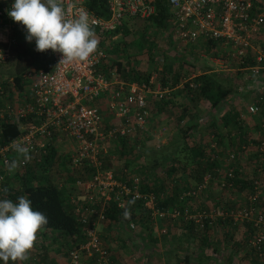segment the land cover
<instances>
[{
  "label": "built area",
  "instance_id": "built-area-1",
  "mask_svg": "<svg viewBox=\"0 0 264 264\" xmlns=\"http://www.w3.org/2000/svg\"><path fill=\"white\" fill-rule=\"evenodd\" d=\"M87 2L64 0V8L69 14L76 9L86 10L96 35H111L127 18L144 19L155 12L154 0H107L109 15L102 17L94 14ZM13 3L0 4V42L7 44L0 47V63L10 56L9 45L16 43L14 33L26 39L24 26L14 22L7 14ZM167 3L170 15V25L165 31L167 35L174 34L185 45L219 41V44L232 47V54L239 59L248 52V47H252L251 40L260 34L264 24V11L253 13L252 0H167ZM111 38H115V35ZM258 50L256 60L260 62L264 59V51ZM46 53L51 60L49 68L30 67L20 75L24 82L29 83L27 97L12 102L7 99V93L0 84V129L5 122L17 121L19 131L11 141H0V188H3V180L8 175L5 161L16 157L10 147L14 140L23 141L31 150L32 158L22 166L24 171L31 164L41 165L50 147H56L55 142L61 146L62 155H65L71 170L84 172L86 167L93 168L90 179L75 182L76 188L84 191L73 205L84 239L69 251V264H85V258L93 264H113L99 233V225L105 221V208L110 201L119 208L130 201L142 202L156 220L166 217L192 219L196 220L200 229L206 218L208 224L212 225L209 214L192 213L189 205L181 209H159L153 193L139 190L136 177H132L130 185L117 180L111 169L103 167V160L111 156L115 143L121 139L128 142L137 140L147 130V120L152 110L150 100H161L169 93L161 86L157 74L152 73L148 81L141 82L125 80L116 72H110L107 76L102 71L107 53L101 46L86 63L59 65L60 53L50 49ZM248 68L256 69L259 76L258 71L264 69V65ZM193 77L184 79L183 84L188 81L192 87ZM261 102V98L254 100L247 107V112L256 114L260 111ZM101 104H104L105 114ZM257 147L258 160L262 161L263 139ZM227 157L235 159L237 155L230 152ZM227 177H234L233 169L227 172ZM209 178V174L205 175L200 184L184 191L180 200L197 198L206 188ZM253 184L247 205L236 209H217L214 213L221 218H230L233 224L250 222L257 231L249 239L248 245L260 260H264V211L254 207L260 197L261 182L255 180ZM98 201L102 202L100 207L96 206ZM128 228L135 230V223L130 222Z\"/></svg>",
  "mask_w": 264,
  "mask_h": 264
},
{
  "label": "trees",
  "instance_id": "trees-1",
  "mask_svg": "<svg viewBox=\"0 0 264 264\" xmlns=\"http://www.w3.org/2000/svg\"><path fill=\"white\" fill-rule=\"evenodd\" d=\"M252 2H253V6H252L253 13H259V12L264 11V0H252ZM87 5H88V8L94 14L98 16L107 17L109 15L107 0H88ZM154 5H155L154 14L148 18H144L143 20H146V24L149 27H153L158 30L160 29V30L166 31V29L168 28V25H170V20H169L170 15H169L167 0H154ZM262 30L264 31V24H263V27L261 28V31ZM261 31H260V34H258L257 36H254V38L251 40L252 47H248V52L244 56H242L241 59L234 56L235 57L234 60L236 62V65H238L237 66L238 68L245 69L248 67H254L256 65H264V60L260 62L256 60V55H257L256 50L261 49L262 51H264V36L261 35L262 33ZM118 33H121V35H123L124 37L123 40L119 44L122 45V48L124 47L128 48L130 38L132 37L130 36L129 30L124 27V22L121 23L111 35L110 34L96 35L99 41L98 46L104 47L106 53L109 54L110 58L113 56V58H111L110 60V63L104 66V68L102 67V71L106 73L107 76L110 75V72H116L122 78L128 81H136V82L148 81L150 75L153 72L152 65L151 67L146 66L142 68L140 67V65H137V63H139L140 60H137L135 56L125 59L123 56H120L119 53L118 54L115 53V52H118L117 51L118 47L111 45L109 42H111L110 41L111 37ZM13 36L16 37V43H15L16 53L22 54L20 52V48H21L24 54H27L30 57V64H32V66H35L36 68H46V69L50 67L51 65L50 56L46 52L39 53L36 50H29L28 52H26L24 48L26 43L23 40V38L20 36V34L14 33ZM216 42H219V41H216ZM216 42L214 40H208L205 43L209 44V46H212V45H216ZM6 45H7L6 43L0 42V47H6ZM129 48H131V46ZM153 52L154 51L150 52V55ZM151 59H152V56H151ZM148 62L155 64L154 59L147 60V63ZM161 63H162L161 65L164 67L162 75H161L162 84L164 85L166 84V81H167L166 78H168L167 76L173 71H172V66H170L168 63H163V62ZM153 67L155 70V65ZM258 73H259V76L257 77L256 80L264 84V69H260ZM217 75L218 74L213 71L204 70L203 72L193 77L191 81L193 82L194 85L192 87L189 85V82L187 81L184 83L182 89H185L187 91L188 96L191 97V99H195V97L198 98L199 100L205 99L207 102L210 103L211 107H219L220 104L224 103L225 101L229 103L230 102L229 95L232 94V92L235 89H232L229 86L223 87L222 84H220V81L218 80ZM171 77L176 82L179 77L178 70H176L175 74H171ZM158 80H160V77L158 78ZM13 82H15L16 86L20 88L23 87L24 85V83L20 81L19 76H15V78L13 79ZM157 101L159 102V100ZM171 101L172 100L170 99H167V100L161 99L159 102V108L161 107V105L162 106L166 105L167 107L169 103H171ZM260 104L262 105V102L259 103V105ZM95 105H99V103ZM101 109H102V106H101ZM188 109L189 108H184L182 112L180 111V115H181L180 121L184 119V116L190 115V112L188 111ZM260 113L264 114V104L260 108ZM188 117L191 118V116H188ZM180 121L178 123H180ZM188 124L189 126H186V125L184 126L181 124L182 127L179 129L180 137H177V140H174V141L173 139L171 140L172 141L171 143H174L175 141L178 143L176 144V147L172 151H169L170 152L169 162L166 163L167 165L165 166L161 174L156 169V167H158V164H159L156 159L154 160L155 162L152 163V165H150L151 175H149L150 172L148 173V171L146 170L140 169L139 171L140 175H142L141 177L142 182H141V186H139V190L143 193L144 192L153 193L156 198L157 207L162 210L172 209V208L181 209L183 206L191 203L192 199H189V198H187L185 201L180 200V196L184 191L193 189L194 187H188V186L182 185L188 182L187 181L185 183V178L183 175H182L183 176L182 178L179 177V178H176V180L173 179L175 173L176 174L178 173V169L182 170L183 172H188V173L195 170V172H197L198 174L197 175L198 179L195 180L196 182L195 187H196L198 184L202 182L203 177H204L203 175L209 172L214 173L217 169H220L221 156L225 155L221 153V151L216 152L215 150L211 149L207 145L203 144L202 141L200 142V140L194 141V139L191 137L190 130L196 128V125H195L196 123L193 124V122H189ZM17 127H18L17 121L5 122L4 124H2L1 129H0V141L2 143H7L11 141L12 139H14L15 137H17L19 134ZM263 134H264V130H263L262 135ZM216 137L218 140L217 142L221 143L222 141L220 138L221 136L217 135ZM250 139L251 141L255 142L259 146L261 140H256L253 137ZM118 143L117 145L119 147V152L122 151L123 153V157H122L123 163L121 165H122V168L126 170V168L129 167V162H130V158L126 156V154L130 155L127 148L130 147V149L133 151L134 149H136V147L132 146V143H129L128 141L122 140V139L119 140ZM54 150H55L54 147H50L49 153L48 155L44 156L43 158L44 160L42 164L37 166L38 168H41L40 173L38 172L39 174L36 173L35 168L27 170L26 174L22 176V179L20 181L21 185L19 187L12 186L13 185L11 183L12 178L10 177L8 178L5 177V180H3V183H2L3 187L7 186L10 190V193L8 196L9 199L16 201L17 197L26 195L28 199L31 201V206L33 210L41 212L48 219V225L45 226L43 229H41V231L38 233V237L39 236L41 237L37 238L38 241L35 243L34 248L31 250L29 257L31 254H33L35 251L38 250L37 248H39V244H40V249L45 252L46 245L44 244V242H46L47 239L51 237H53L54 240H56V238H59V237L61 240H63L64 237L67 238L66 241L64 239V241L66 242V246L68 248L67 256L69 254V251L75 248L76 246H78V244L84 239L82 235L81 224L77 221L74 209L71 208V205H68L66 203L62 195L61 189L54 182H52L50 178L51 172L50 174H48L49 170L53 168L52 165L55 162L54 160L55 151ZM229 151L232 152L231 150H228L227 153ZM238 153L239 152H235V154L237 155L236 158H238ZM133 155L131 154L130 157H133ZM62 158H64V156ZM62 158H61V161L65 159V158L64 159ZM109 158H110L109 156H106L104 159L108 161ZM258 158L259 157H257L258 164H256L257 165L256 168L257 169L259 168L261 172L260 173L258 172L257 174L258 176L260 175L259 178L264 180V159L261 161L260 159L258 160ZM235 159H233L232 161L234 162ZM105 160H103V167L106 168L107 166H106ZM61 161L58 162V167ZM234 168L238 169V166L236 165V167ZM92 170L93 168L86 167L84 171H86L90 175H87V176L83 175V178L90 179L92 176V173H91ZM76 171L79 174L84 173V172H79L78 170H69L70 174L66 176V177H69L68 181L74 182L78 180V179L73 178L72 173H71V172H76ZM234 172L235 174L233 178L227 177L228 181L232 183L231 186L233 190H239L240 188L241 189L243 188L252 189L253 188V185H254L253 183L255 180H257L258 177L254 178V177L249 176V177H246L245 179H241L240 172H238L237 170H235ZM121 174H123L122 171H121ZM115 178L118 179L119 177L115 175ZM81 179L82 178H79V180ZM119 180L130 183L132 179L124 180V178H119ZM177 181H179V183H177ZM260 200L262 199H258L257 202H259ZM101 205H102V202L100 201H98L96 204L97 207H100ZM125 209H128L130 211L131 213L130 219L124 218L123 213ZM226 219H228V221L224 219H218V220L220 221V223L225 222V224L231 221L230 218H226ZM158 220H161V219H158ZM152 221H153V217L151 215V212L146 206H143L142 202H138V201L137 202L134 201V203L127 202L125 207L119 208L116 206L115 202L110 201L106 205V208H105V221L103 223L105 222L120 223L123 227V230L126 229V231L128 232L129 231L131 232V230L128 228V224L130 222L135 223L136 228L139 227L140 230L144 229L147 231V234L145 235L151 240V244L148 242L149 243L148 245H150L149 248H151L155 252V254H157L158 252V246H157L158 241L157 240L158 239H157V234L155 235L152 234L154 233L152 232V229H153ZM187 221L189 222L188 223L189 225L187 224V226H189V232H187L184 235V240L187 241V239L191 237L193 238L196 237V241L199 240L198 243L200 245L198 246V248H200L201 251L204 250L207 242H208V246L206 247H210L212 246V244H214L215 247H217V243H219V240L213 241L207 238L208 236L211 235L210 233L213 230V226H214V225L208 224L207 222L208 219L206 218L203 219L204 226L202 227L200 226V229H199V225L196 224L198 231H196L195 228L194 229L191 228L194 225V221L192 219L187 220ZM247 223L248 222L246 221L243 222V225L246 224V226L244 225V227L248 226ZM229 227H230V230H229L230 232L228 231L224 235L227 239L232 240L234 237V234H232L233 228L231 227V225H229ZM198 232L200 235L199 234L197 235ZM244 239L246 240V238L244 237V234H242L239 237L237 243H241V242L245 243ZM179 245L181 246V243H179ZM178 249H181V247L176 248L175 250L171 249V256H173L174 258H177ZM215 249L216 248H214V250ZM107 250L109 251L108 247H107ZM46 252L48 253L47 250ZM250 252H247L246 254ZM252 255L255 256V261H254L255 264H264V260H260V258L257 257L255 253H253ZM183 259L187 262L188 255L185 256ZM28 260L32 261V259H28ZM9 263H12V262L9 261ZM0 264H3V261H0ZM114 264H117V263L115 262Z\"/></svg>",
  "mask_w": 264,
  "mask_h": 264
},
{
  "label": "rangeland",
  "instance_id": "rangeland-1",
  "mask_svg": "<svg viewBox=\"0 0 264 264\" xmlns=\"http://www.w3.org/2000/svg\"><path fill=\"white\" fill-rule=\"evenodd\" d=\"M124 27L129 30L130 36L132 37L130 38V42L128 44V46L129 47L131 46L132 49L129 47L122 48V45L119 43L123 40L124 37L123 35H121V33H118L115 35V38H111L110 40L111 42H109L111 45L118 47V50H117L118 52H115L116 54L119 53V55L123 56L125 59L135 56L137 60H140L139 63H137V65H140V67L142 68L146 66L151 67L152 65V68H153L152 73H156L158 78L160 77V80H161V75H162L163 68H164L161 65L162 64L161 62L168 63L170 66H172L173 72L167 76L168 78H166L167 80L166 84L163 85L162 80L161 81L159 80V81L161 82V86L163 88L169 90V93H167L163 99L172 100L171 103H169V105L167 106V108H173V110L171 112L168 110V112L165 114L166 116L163 120V124H158V127H156L155 131L152 130L153 134L152 133L147 134V135L143 134V137H141L139 140L129 142V143H132V146H135L136 149L132 151L130 147L127 148L130 155L134 154L133 155L134 160H131L129 162V167H127L126 170L123 169L121 165L123 163L122 151L119 152V147L117 143L113 146V151H112V154L109 160L108 161L105 160L106 166H107L106 168L111 169L113 172L117 171V173L115 174H117L119 178H124V179L125 177L127 179H132V177L135 178L134 176H136L137 173L139 172L138 167L141 166L144 160L146 161L148 159L151 161L152 160L154 161V159L158 160L159 164H158V167H156V169H158V172L161 174L163 172V168H165V166L167 165L166 163L169 162V158H170L169 151H172L176 147V144L178 143L176 141L174 143H171L172 142L171 140L173 139L174 141V140H177V137H180L179 129L182 126L181 125L180 127L178 126L179 124H183L182 122H185V121L186 122L188 121V123L189 122L194 123L195 120L201 121V119H203L202 124L206 125V127L204 128V130H206V134L202 138V143L207 145L211 149L215 150L216 152H220L224 148L223 145L217 142L218 141L217 137L213 136L212 132L208 131L210 126H207V120H206L207 117L206 115H204V113L210 107V103L207 102L205 99L199 100L196 97L195 99H191V97L188 96L187 91L185 89H182L184 85L183 84L184 79H187L189 76H195L203 72L206 69H212L213 72L218 74L217 78L223 87L229 86L232 89H235L232 92V94L229 95L230 102L227 103V101H225L224 103L220 104L219 107H222V108L229 107L230 109H232V111L235 110V108L236 110L237 109L242 110V112H244L243 116H252V118L249 119L250 120L249 123L251 124V126H253L254 123L259 122V121L264 122V114L260 113V111H258L256 114H253V115L247 112V107L249 106V104H251L254 101V99L258 100L262 98L261 99L262 105L264 104V84L258 81V84L256 86H253L254 81H257L256 80L258 77L256 73L257 70L253 68H245V69L238 68L237 67L238 65H236V62L234 60L235 57L232 54L233 53V51L231 50L232 47L219 44L218 42H217V47H216L217 49L215 48V46L213 45L209 46V44L207 43L202 44V45L201 43H199V45L201 46L199 45L196 46L194 44L185 45L182 42H180L177 38L170 41L164 30H160V29L158 30L153 27H149L146 24V20H143L141 18H136V19L127 18L124 21ZM261 32H262L261 35L264 36V31L262 30ZM1 33L2 32L0 30V35ZM152 51L154 52L151 53L150 55V52ZM178 52H182L184 56H186L185 57L186 59L185 58L184 60L180 59L178 55H175ZM151 56H152V59H151ZM111 58H113V56ZM111 58L109 54H107V60L105 61L104 66L110 63ZM153 59L155 60L154 62L155 64L149 63V62L147 63V60H153ZM160 59H163V60L161 61ZM211 59H218V60H211ZM154 65H155V70L153 67ZM31 66L32 64H30L29 56L24 53L23 54L16 53L15 45L12 46L10 56L7 59V61L0 63V84L5 89L8 100L15 102L18 97L23 98L29 95V91H28L29 83H24L23 87L20 88L16 86V83L13 82V79L15 78V76H19L22 72H24ZM176 70H178L179 77L177 81L175 82L173 78L171 77V74H175ZM180 84H182V86L179 87ZM18 90H20V92ZM151 100H152V104H151L152 108L160 109L159 108L160 100L159 102L155 99H151ZM262 105L261 104L259 105V110ZM101 106H102V111L105 114L104 104H101ZM184 108H189L188 111L190 112V115L188 116H191V118H189L188 116H184V119L181 122L180 121L181 119L180 111L182 112ZM221 110L217 111V113L215 114V117H216L215 120H217L218 118L220 120L223 117V115L221 114L222 112ZM178 120L180 121V123H178L179 122ZM231 121L232 119L231 120L229 119L228 124L232 126V124L230 123ZM174 122L176 125L175 128L174 126L172 127V124H174ZM217 123L219 122L217 121ZM232 127L235 130H238L237 129L238 125H233ZM177 128H178V131H177ZM263 130H261L260 133L258 131L255 133H253V131H250L251 132L250 135L246 133L248 137H246L245 139L243 138L244 139L243 141L242 140L239 141L238 142L239 144L237 143V140H234V144L229 145V147L226 150L227 151L231 150L232 152H240V154H238V158H236L235 161L233 162L232 161L233 159L229 157H225L227 151L224 150L223 154L225 155L221 156L222 159H221V165H220L221 170L223 169L222 171L224 173L229 171L230 169H233L234 174H235L234 172L235 170H237L240 173L242 172V175H243V172L246 173V175H244V178L249 177V176L254 177V178L258 177L257 180L261 182V193H260L261 198L259 197V199H262V200H264V180L259 178L260 175L258 176L257 173L260 171H259V168L258 169L256 168L257 166L256 164H258V161H257V157H258L257 148L258 147L255 142L251 141L250 138H252L251 135L253 133L255 134L254 136H257L256 140L264 139V134L262 135ZM243 132L245 131L243 130ZM246 132H249V130H247ZM240 142H242V144H240ZM212 144H215V145L212 147L211 146ZM62 156H64L65 159L62 158L64 160L59 163L60 164L59 167L56 161L53 163L52 165L53 168H51V171H50L52 174L56 175L57 168L61 171H64L65 173L67 169L71 170L69 166V162L67 161L65 155H62ZM233 165L234 167H236V165L237 166L239 165L238 169H235ZM32 166L36 169L37 174L38 172L40 173L41 168H38L36 165H32ZM241 167L243 168V171L241 170ZM22 168L23 167H21L20 170H22ZM121 171L124 175L121 174ZM178 171L182 172V170H179V169ZM83 175L87 176L90 174L87 173L86 171H84L83 174H79L77 173V171L72 172L73 178L75 179L82 178L81 181L88 180V179L83 178ZM209 175H210V178L207 182L208 188H205L199 194L197 198L191 200L193 204H188V205L190 207V210H192L191 211L192 213H196V212L206 213L212 217V225L214 226H213V230L210 233L211 234L210 236L213 241L214 240L220 241V240H223L222 236H225L223 230L225 229L226 224L220 223L218 219H224L226 221H228V219L218 217L215 215L214 212L217 209H226V208L236 209L241 206L247 205L248 196L253 192V188L252 189L243 188V189H240V191L241 190L243 191L238 192L237 190H233L232 188L228 189L226 185L221 186V182L224 180L218 181V178H213L214 180H212V177L214 176V174L212 175V173H210ZM18 176L14 177L11 181V183L15 187H19L21 185L20 181L22 179V176H19V177ZM65 176L62 177L64 179L60 178L61 180L59 181L68 182L69 177L66 178ZM119 178L117 180H119ZM69 182H72V181H69ZM70 188L71 190L73 189V193H79L74 190L75 187L71 186ZM70 199H71L70 202L76 201L75 196H73V198H70ZM262 200L257 202L254 205V207L258 210L264 211V201ZM152 222H153L152 232H154L152 234L154 235L157 234V237H158V233H157L158 229L156 228L157 226L155 224L156 219H153ZM230 225L231 227H235L232 233L234 234V237L232 240L230 239V244H232L235 247V245L238 242L239 237L242 234H244V237L246 238V240L244 239L245 243L241 242V244H239V247L243 245L244 249L250 252L252 248L248 245V241L252 237V235L256 233L257 230L254 228L253 230L248 229L245 232L244 231L245 227L243 225V222H236L235 224H232V221H230ZM135 230H137V232H135ZM135 230L133 231L135 232L134 234L136 236L134 237L135 246H134L133 251H135V253L138 252V255H136L137 261H139L140 259H143L144 262L139 261V263L146 264L147 261H150V260H146L147 258L144 257L146 255V252L149 254H150V251L153 252V250L149 248L150 245H148L149 243L151 244V240L145 235L147 234L146 230L144 229L140 230L139 227L136 228ZM64 239L65 241L67 240V238L65 237ZM64 239L61 240L60 237L56 238V240H54L53 238L47 239V241L44 242V244L46 245L45 252L46 250L48 251V253L53 252L54 250H61L62 255L64 257H67L68 248L66 246V242L64 241ZM39 248H40V244H39ZM250 253L253 254L254 251L252 250ZM150 263H152V261H150Z\"/></svg>",
  "mask_w": 264,
  "mask_h": 264
},
{
  "label": "crops",
  "instance_id": "crops-1",
  "mask_svg": "<svg viewBox=\"0 0 264 264\" xmlns=\"http://www.w3.org/2000/svg\"><path fill=\"white\" fill-rule=\"evenodd\" d=\"M10 1H14V0H0V3L1 2H10ZM167 36H168V39L170 41H172L176 38V37H174V34L173 35L169 34ZM23 40L26 43V45L24 47L26 52H28L29 50H35V48H36L35 40H33L31 43H29L24 38H23ZM202 44H205V42H202L201 45ZM194 45L198 46L199 43H196ZM201 45H199V46H201ZM12 46H14V45H9V51L10 52H11ZM213 46H215V48H216L217 42H216V45H213ZM257 51H259V50H256V52ZM20 52L22 54L24 53L21 48H20ZM175 55H178L180 57V59H183V60L186 57V56H184V54L182 52H178ZM211 60H218V59H211ZM31 67H35V66H31ZM206 71H213V70L212 69H208V70L206 69ZM20 75H19L20 81H22V83H26L21 79ZM258 98H260V97H258ZM19 99H20V97H18L16 99L15 103L18 102ZM149 104L152 108V105H151L152 100H150ZM163 108L166 109L167 108L166 105H164V106L161 105L160 109H153L152 108L151 114L149 115L148 120H147L148 127H147V130L143 133L144 135L145 134L146 135L151 134L152 130L155 131L156 127H158V124H163V120L166 116L165 114L168 112V110L170 112L173 110V108H167L166 110ZM220 110L222 111L221 114L223 115V117L220 120H219V118L217 120H215L216 119L215 114L217 113V111H220ZM243 113L244 112H242V110H239V109L236 110V108H235V110L232 111V109H230L229 107L222 108V107H211V106L205 111L204 115H206V117H207L206 118L207 126H210L208 131L212 132L213 136H217V135L221 136L220 138L222 141L220 144L224 146V149L221 150V153H223V151L226 150L229 147V145H233L234 140H237V143L241 140L243 141L246 137H248V135H250V133H251L250 131H253V133L258 131L260 133L261 130L264 129V122L259 121V122L254 123L253 126H251V124L249 123L250 122L249 119H251L252 116H243L244 115ZM229 119L230 120L232 119V121L230 122L232 124V126L238 125V128H237L238 130H235L231 125L228 124ZM202 120L203 119H201V121L195 120L196 124L195 123H193V124L196 125V128L190 130L191 137L194 139V141L200 140V142H201L203 136L206 134V130H204L206 125L202 124ZM217 121L219 123H217ZM182 123H183L182 125H184V126L185 125L189 126L188 122H186V121L182 122ZM180 125L181 124H179L178 127H180ZM173 126L175 128V126H176L175 122H174V124H172V127ZM199 130H200V132H199ZM243 130L245 132H243ZM247 130H249V132H246ZM177 131H178V128H177ZM246 133H248V135ZM253 133L251 136L253 138L257 139V136H254L255 134H253ZM141 137H143V135ZM241 137H242V139H241ZM138 139H140V138H138ZM240 144H242V142H240ZM55 145H56V147L54 146L55 147L54 148L55 149L54 150L55 151L54 160L56 161V163H58L59 161H61V158L63 157L62 156V148H61V146H58L59 144H57V142H55ZM229 153H230V151L226 154L225 157H227ZM126 156L130 158V161L134 160V156L130 157V155H127V154H126ZM143 157H144V155H143ZM154 162L155 161H153V160L151 161L149 159L146 161L144 160V162L141 164V166L138 167L139 171H140V169H143V170L148 171V173H149L150 172V165H152V163H154ZM220 165H221V163H220ZM32 168H34V167L32 165H29L28 167H26V171L22 170V172H21L18 170L14 174H12V176L9 174L6 175V178L10 177L13 179L14 177H17L18 175L24 176L26 174L27 170L32 169ZM222 170L220 167V169H217L214 173H212V175L214 174V176L212 177V180H214L213 178H218V181L224 180L223 182H225V185L228 187V189L232 188V186H231L232 183L230 181H228L229 177L227 178V172L228 171L224 173ZM241 170L243 171L242 167H241ZM50 171H51V169L49 170L48 174H50ZM113 173H114V176L115 175L117 176V174H115V173H117V171L113 172ZM43 174H45V173H43ZM68 174H70L68 169H67L66 173L64 171H61L58 169L56 171V175L52 174V173L50 174L51 175L50 178H51L52 182H54L61 189L62 195H63L66 203L68 205H71V208H73L74 202L73 201L70 202L71 201L70 198H73V196H75L76 200L78 198L80 199L82 194L84 193V191L82 189L76 188L75 182L77 180L74 182H69V181L68 182L67 181L59 182V180L64 179L62 177H64L65 175L67 176ZM240 174L242 175V172ZM149 175H151V172L149 173ZM182 175L185 178V183L188 181L186 184H182L183 186L195 187V184H196L195 180L198 179L197 178L198 174H197V172H195V170L192 172H189V173L183 172V171L182 172L178 171L177 174L175 173L173 179L176 180V178H179V177L182 178L183 177ZM244 175H246V173L243 172V175L240 176V178L245 179ZM134 177H136L138 179V185L141 186L142 175H140V173L138 172L137 175ZM126 179L127 178L125 177L124 180H126ZM60 183H62V184H60ZM177 183H179V181H177ZM130 185H132V184H130ZM71 186L75 187L74 190L76 192H79V193H73V189L71 190V188H70ZM221 186H222V182H221ZM206 188H208L207 185H206ZM240 189L237 191L239 192ZM241 191H243V190H241ZM190 204H193V203L191 202ZM193 221H194L195 226L193 225L191 228L192 229L195 228L196 231H198V228L196 226V224H198V223L196 222V220H193ZM188 223L189 222L187 220H184L182 218L166 217V218H163V219L158 220V221L156 220L155 224L157 226L156 228L158 229L157 230V233H158V237H157V239H158L157 240L158 241L157 242L158 252H157V254H155L154 251L153 252L150 251V254L146 252V255L144 254L145 255L144 257L147 258L146 260L152 261V263H150V261H147L146 264H184V263H186V264H255V262H254L255 256L254 255H252L251 253L246 254L249 251L244 249L243 245H241L239 247V244H241V243H237L234 247L232 244H230V239H227V238L225 239V236H222L223 240H220L219 243H217V247H215L214 244H212V246H210V247H206V246H208V242H207L204 250L201 251V249L198 248V246L200 244L198 243L199 240L196 241V237L195 238L191 237V238L187 239V241L184 240V235L187 232H189V226H187ZM222 223L225 224V222H222ZM229 225H230V222H227L226 227L223 230L224 234L230 230ZM244 225L246 226V224H244ZM247 225L248 226H247V228L245 227L244 231H247L248 229L253 230L252 224L250 222H248ZM232 228H233L232 230L235 229V227H232ZM135 232H137V230ZM135 232H133V231L128 232V231H126V229L123 230V227L120 223L105 222V223H102L99 225V233H100L101 240L103 241L104 245L109 248L108 252L110 255V262H112L113 264L115 262L117 264H140L139 261L140 262L143 261V259H140L139 261H137L136 255H138V252L135 253V251H133L134 246H135L134 245V237H136L134 234ZM188 234H190V233H188ZM198 234H199V232L197 233V235ZM40 237L41 236H39L38 238H40ZM51 238H53V237H51ZM207 238L212 240L211 236H208ZM179 243H181V246L179 245ZM146 244H148V243H146ZM180 247H181V249H178V251H177L178 252L177 258H174L173 256H171V249L175 250L176 248H180ZM214 248H216V249L214 250ZM187 255H188V261L186 262L183 258ZM153 258H154V260H153ZM29 259H32V261L26 260L23 262H16V264H69L68 256L64 257L61 253V250H54L53 252L47 253V252H44L43 250H41L40 248H38L37 251H35L33 254L30 255ZM83 263L93 264V262L88 258H85V260H83ZM9 264H12V263H9Z\"/></svg>",
  "mask_w": 264,
  "mask_h": 264
},
{
  "label": "clouds",
  "instance_id": "clouds-1",
  "mask_svg": "<svg viewBox=\"0 0 264 264\" xmlns=\"http://www.w3.org/2000/svg\"><path fill=\"white\" fill-rule=\"evenodd\" d=\"M7 14L14 22L24 26L26 40L29 43L35 40L37 52L50 49L60 53L59 65L86 63L97 53L99 41L88 12L76 9L72 14L66 13L64 0H14ZM257 84L258 81H254L253 86ZM10 147L16 157L5 161V169L12 175L29 163L32 157L29 146L21 140L12 141ZM9 193L7 186L0 188V261L16 264L29 259L38 233L48 225V219L33 210L26 195L13 201L8 198ZM123 216L130 219V211L125 209Z\"/></svg>",
  "mask_w": 264,
  "mask_h": 264
}]
</instances>
